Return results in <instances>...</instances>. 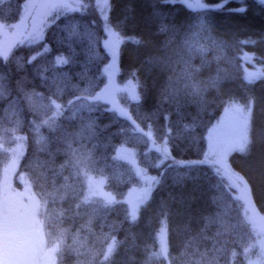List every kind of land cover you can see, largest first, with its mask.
Returning a JSON list of instances; mask_svg holds the SVG:
<instances>
[{
    "label": "trees",
    "instance_id": "1",
    "mask_svg": "<svg viewBox=\"0 0 264 264\" xmlns=\"http://www.w3.org/2000/svg\"><path fill=\"white\" fill-rule=\"evenodd\" d=\"M76 1L48 15L40 40L0 57V190L30 191L56 264H159L164 241L170 264H254L260 237L205 161L223 112L247 108L246 143L229 164L264 217V2ZM27 3L0 0V24L16 25ZM108 32L116 82L134 87L124 114L74 106L106 85ZM137 187L149 194L133 213Z\"/></svg>",
    "mask_w": 264,
    "mask_h": 264
},
{
    "label": "rangeland",
    "instance_id": "2",
    "mask_svg": "<svg viewBox=\"0 0 264 264\" xmlns=\"http://www.w3.org/2000/svg\"><path fill=\"white\" fill-rule=\"evenodd\" d=\"M203 0H181V2L193 9H204ZM264 2V0H259ZM76 0H28L25 14L21 21L11 28H5L0 24V57H6L10 50L18 44L35 42L42 36L44 20L55 10H72L79 8ZM106 5V0H101V7ZM119 40L112 33L108 32L103 42V47L110 55L109 63L106 66L107 82L104 88L95 94H85L82 100L74 106L87 109L91 105L101 102L107 104L112 110L124 114V106L121 103L122 96H133L134 87L128 84L118 85L117 54ZM249 78L255 79L261 76V69L257 68L248 74ZM247 108H227L219 121L211 128L207 138L206 163L220 173L231 195L238 199L244 208L246 218H250L252 228L259 235L257 251H262L260 257L254 264H264V217L254 209L250 196L247 180L234 171L230 166L227 157L232 150L241 148L246 143L249 117ZM150 138V142L152 143ZM153 149H157L154 144ZM132 158L135 156L130 151ZM118 155L129 158V151L121 148ZM130 162H133L130 160ZM93 189L96 195L110 199L103 191L100 181L93 182ZM149 190L146 187H137L130 190L126 196L132 212L135 213L140 203L147 198ZM39 212L35 209L31 193L28 189L21 193L8 186L0 190V264H56L52 250H46L44 223L39 218ZM52 216V215H50ZM49 222L53 221L50 217ZM6 234V235H5ZM7 238L3 239V236ZM79 244V239H76ZM162 258L159 264H170L167 257V250L162 245Z\"/></svg>",
    "mask_w": 264,
    "mask_h": 264
}]
</instances>
